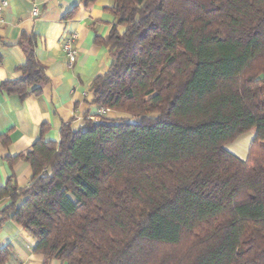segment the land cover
I'll return each mask as SVG.
<instances>
[{"label":"trees","instance_id":"obj_1","mask_svg":"<svg viewBox=\"0 0 264 264\" xmlns=\"http://www.w3.org/2000/svg\"><path fill=\"white\" fill-rule=\"evenodd\" d=\"M88 5L96 0H80ZM90 85L98 115L24 155L28 185L0 187L42 264H264V0H111ZM73 13L65 14L68 18ZM122 29V30H120ZM2 88L39 94L27 53ZM254 130L241 159L226 144ZM12 253L0 244V264Z\"/></svg>","mask_w":264,"mask_h":264},{"label":"crops","instance_id":"obj_2","mask_svg":"<svg viewBox=\"0 0 264 264\" xmlns=\"http://www.w3.org/2000/svg\"><path fill=\"white\" fill-rule=\"evenodd\" d=\"M0 24V187L9 177L18 186H26L31 167L22 158L42 131L47 140L58 141L62 124L73 130L84 127L86 120L96 121L98 108L89 91L94 78L107 71L111 63L109 47L104 39L114 23L107 8L111 0H96L84 4L80 0H5ZM36 8L37 13L32 14ZM70 10L73 13L65 18ZM122 30V29H120ZM76 33L74 47L77 58L67 65L61 48L65 34ZM33 52L43 66L47 82L39 94L29 93L20 99L8 94L2 85L20 77V66L27 53ZM106 115L121 117L109 111ZM251 130L226 144V149L244 159L254 135ZM0 200V207L8 203ZM0 244H10L12 253L5 264H42L43 256L35 253L32 235L8 220L0 231ZM49 264H63L52 260Z\"/></svg>","mask_w":264,"mask_h":264},{"label":"built area","instance_id":"obj_3","mask_svg":"<svg viewBox=\"0 0 264 264\" xmlns=\"http://www.w3.org/2000/svg\"><path fill=\"white\" fill-rule=\"evenodd\" d=\"M7 6V1L0 0V24L3 22V16L2 11ZM37 10L36 8L32 9V14H36ZM76 33L69 32L64 35L62 42H61V48L64 53V56L67 61V65L69 67H72L76 61L77 58V50L74 47V41L76 40ZM109 112L108 109L105 108H99L98 115H106Z\"/></svg>","mask_w":264,"mask_h":264}]
</instances>
